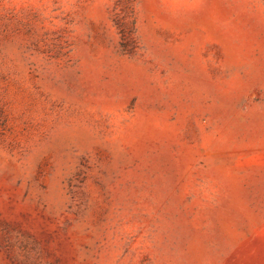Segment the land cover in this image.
I'll use <instances>...</instances> for the list:
<instances>
[{
  "label": "rangeland",
  "instance_id": "rangeland-1",
  "mask_svg": "<svg viewBox=\"0 0 264 264\" xmlns=\"http://www.w3.org/2000/svg\"><path fill=\"white\" fill-rule=\"evenodd\" d=\"M0 264H264V0H0Z\"/></svg>",
  "mask_w": 264,
  "mask_h": 264
}]
</instances>
